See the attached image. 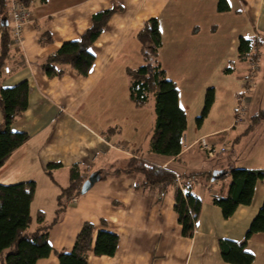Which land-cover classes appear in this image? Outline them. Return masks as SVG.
<instances>
[{
	"label": "crops",
	"instance_id": "1",
	"mask_svg": "<svg viewBox=\"0 0 264 264\" xmlns=\"http://www.w3.org/2000/svg\"><path fill=\"white\" fill-rule=\"evenodd\" d=\"M225 1L227 7L221 10L219 0L30 1L31 21L0 82L3 87L23 81L29 85L28 107L11 126L28 139L0 166V183H35L30 206L34 228L39 211L44 223L53 220L57 197L70 185L73 167L83 180L94 171L101 174L87 192L69 200L49 230L53 252L35 264H59L54 252H71L85 222L95 226V233L104 229L118 236L112 256L90 254L87 264H232L221 257L218 242L244 241L264 200V176L255 185L251 203L238 206L227 219L212 196L227 193L230 177L211 181L207 176L231 166L264 169V49L243 97L244 117L235 121L238 97L250 74V62L237 59L238 40L264 37V0ZM110 8L115 12L90 47L95 60L88 74L64 67L62 75L48 76L45 59L62 43L78 40L93 15ZM151 19L161 35L158 59L166 77L176 83L186 114L182 149L174 157L150 150L153 99L136 107L128 97L126 69L144 63L136 33ZM230 64L233 70L226 73ZM260 68L263 76L257 79ZM208 89L214 100L198 124ZM201 140L212 146L213 158ZM131 158L173 171L177 186L197 175L191 187L202 205L192 237L181 233L174 210L175 183L148 184L142 172H116ZM41 200L55 206L49 221L43 207L31 212L33 203ZM245 248L254 255L252 264H264V232L247 239Z\"/></svg>",
	"mask_w": 264,
	"mask_h": 264
},
{
	"label": "trees",
	"instance_id": "2",
	"mask_svg": "<svg viewBox=\"0 0 264 264\" xmlns=\"http://www.w3.org/2000/svg\"><path fill=\"white\" fill-rule=\"evenodd\" d=\"M26 8H30L31 0H20ZM46 2L47 0H41ZM227 7L225 0H219V10ZM30 10V9H29ZM9 4L0 0V19L8 17ZM115 12L110 8L97 12L92 17L91 26L78 40L66 41L56 52L48 56L43 70L48 76H60L64 67L85 76L92 67L95 56L90 52L92 43L103 31L107 21ZM43 38L48 40L49 35ZM141 46L144 63L137 68H127L128 97L136 107L146 106L153 99L155 122L150 139V150L154 154L177 156L182 149V136L186 129V114L178 102V88L175 82L166 77L165 71L158 59V49L161 46V35L155 19L148 20L136 33ZM13 49V50H12ZM264 49V37H240L237 46L238 61L257 63L260 51ZM12 52L18 54L19 47L11 48L9 26H0V82L1 73L6 62L11 59ZM233 70V64L228 65L226 73ZM29 85L26 81L12 87L0 84V166L9 155L25 143L28 135L13 132L12 124L19 119L28 107ZM214 100L212 89L205 94L204 107L196 121L198 124L206 117ZM58 164H48L53 168ZM142 172L148 184H173L174 210L178 215L181 233L192 237L194 226L200 214L201 200L192 192L191 185L197 175L185 177L181 182L184 190L176 185V175L173 171L163 169L147 162L131 158L127 165L116 172ZM230 177L227 193L212 196V202L227 219L233 215L240 205H249L252 201L254 188L258 180L264 176V169H246L231 166L227 173ZM226 175L221 178H225ZM194 177V178H193ZM71 183L61 190L57 197V209L50 223H44L43 212L37 214V226L33 228L30 214L31 202L34 198L35 183L33 181L14 184L0 183V264H35L40 259L53 252L48 243L51 226L58 221L69 200L80 194L83 179L77 173V168L70 171ZM197 178V177H196ZM211 179V173L207 176ZM191 179V183H187ZM85 222L78 232L71 252H54L59 264H87L90 254L95 256H112L118 244V236L110 231L99 229ZM264 232V200L257 214L252 219L242 242L219 240L221 257L232 264H252L254 255L246 250V240L256 233ZM95 235V236H94Z\"/></svg>",
	"mask_w": 264,
	"mask_h": 264
},
{
	"label": "built area",
	"instance_id": "3",
	"mask_svg": "<svg viewBox=\"0 0 264 264\" xmlns=\"http://www.w3.org/2000/svg\"><path fill=\"white\" fill-rule=\"evenodd\" d=\"M9 4V11H8V26L10 30V44L11 47H18L22 42V34H23V28L30 23L31 21V11L26 8L25 5L21 3L20 0H7ZM257 63L250 62V74L245 78L244 87L242 88L241 96L238 97V104L235 110V118L236 122H241L244 114L246 112V104L243 99L245 96V93L247 92V86L249 87V83L251 82V75L253 72L257 69ZM9 67L4 66L3 67V73H8ZM201 147L206 150V154L209 158H213L215 156V152L209 144H207L204 140H201L200 142ZM225 148L221 147L220 152H224ZM178 180V178H177ZM191 179H187V183H191ZM180 188L184 190V187L181 184H179Z\"/></svg>",
	"mask_w": 264,
	"mask_h": 264
},
{
	"label": "water",
	"instance_id": "4",
	"mask_svg": "<svg viewBox=\"0 0 264 264\" xmlns=\"http://www.w3.org/2000/svg\"><path fill=\"white\" fill-rule=\"evenodd\" d=\"M0 26L7 27L8 26V19L6 16H2L0 19ZM229 169H220L214 170L211 173V181H216L220 179L222 176L226 175L229 172ZM101 174L100 171L92 172L87 179H85L80 188V194H84L87 192L98 180H100Z\"/></svg>",
	"mask_w": 264,
	"mask_h": 264
},
{
	"label": "rangeland",
	"instance_id": "5",
	"mask_svg": "<svg viewBox=\"0 0 264 264\" xmlns=\"http://www.w3.org/2000/svg\"><path fill=\"white\" fill-rule=\"evenodd\" d=\"M253 75H251V77H252ZM263 76V70L260 68L259 70H258V72H257V76H256V78L258 79V78H261ZM251 79V78H250ZM252 81V80H251ZM260 81H261V79H260ZM258 82V84H260L261 82ZM257 93H259V94H263V89L262 88H259V92H257ZM251 94V93H250ZM253 94H256V93H254L253 92ZM257 95V94H256ZM262 109V108H261ZM263 109H264V107H263ZM82 185V184H81ZM53 202L51 201V200H41V201H35L34 203H33V205H32V209H31V212L32 213H35L36 212V210L37 209H42L41 207H43V209H44V211H46L47 213H46V216H47V221H49L51 218H52V216H53V211H54V208H55V206L53 207ZM51 207H53L52 209H51Z\"/></svg>",
	"mask_w": 264,
	"mask_h": 264
}]
</instances>
